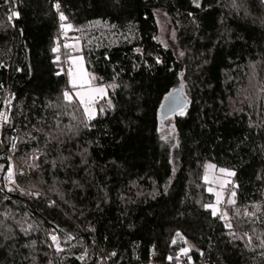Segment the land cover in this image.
<instances>
[{"label":"trees","instance_id":"obj_1","mask_svg":"<svg viewBox=\"0 0 264 264\" xmlns=\"http://www.w3.org/2000/svg\"><path fill=\"white\" fill-rule=\"evenodd\" d=\"M61 13L107 91L90 121ZM6 86L0 264H264V0H0ZM206 163L234 173L221 222Z\"/></svg>","mask_w":264,"mask_h":264},{"label":"rangeland","instance_id":"obj_2","mask_svg":"<svg viewBox=\"0 0 264 264\" xmlns=\"http://www.w3.org/2000/svg\"><path fill=\"white\" fill-rule=\"evenodd\" d=\"M69 30L70 28H68L65 31L68 32ZM66 49L68 51V55L66 57V65H65L66 68L63 69L66 71L68 84L71 88V91L68 92L69 95L72 97L71 102L76 103L79 106V108L84 112L86 118L88 119V116L86 115L84 110V106L80 103L79 97L77 96V93H87V95L85 96L86 99H88V96H91L94 99V103H91L89 105L92 109L93 119H94L96 116V111L98 109L96 107V104L97 106H102L101 103H99L100 101H103V104H106L108 102L107 91L104 87L99 86L98 80L94 75V73L86 69L83 56L81 55V47L79 42L77 43L75 41H71L69 45L66 46ZM73 84H75L76 87H73ZM96 88H103L104 89L103 93L92 91L93 89ZM165 120L167 122L166 123L167 125L172 122L171 117H167ZM168 136L169 133L166 131L165 135L162 136V139L166 140ZM229 172L230 171L228 170H224L222 172L221 169L216 168L211 163H206L204 166L202 179L203 182L208 185V191L211 188V191H209L213 195V201L211 205L215 206L217 209L216 217L218 216L221 217L223 215L220 207L223 204H229L228 201L229 200L233 201L234 198L233 192H229L228 195H225V193H227L228 187L233 185L231 180L232 175H228ZM217 194H219V200H220L219 204H217ZM209 209L211 210V208ZM219 228L221 229L222 227L218 226V229ZM189 248L190 246L186 247V249Z\"/></svg>","mask_w":264,"mask_h":264},{"label":"bare ground","instance_id":"obj_3","mask_svg":"<svg viewBox=\"0 0 264 264\" xmlns=\"http://www.w3.org/2000/svg\"><path fill=\"white\" fill-rule=\"evenodd\" d=\"M63 22L59 19L58 20V24H57V38H56V53H57V56H56V58H57V60H59L60 61V63H61V66H62V68H66L65 67V65H66V57H67V55H68V51H67V49H66V46H68L69 45V43L71 42V41H75V40H73L72 38H70L69 36H68V33H67V31H65L64 30V28H62L61 27V24H62ZM75 42H77L78 43V41H75ZM66 45V46H65ZM6 91V93L8 94V95H10V91L8 90V87L6 86V87H4V89H3V91H2V93H1V95L4 93ZM11 96V95H10ZM7 119L4 121V123H2L1 125H0V149H2L3 150V152H5V155L7 156V158H8V160H9V162H10V164H14V160H13V158H12V155H11V151L10 150H6L5 148H4V144H3V138H4V136H3V129H4V127H5V125H6V122H7V120H8V116L6 117ZM9 171H11V168L9 167V169L6 171V179H7V181L8 182H10V183H12L13 182V179H12V176H11V180L9 179ZM22 172H24V173H26L24 170H21ZM233 185H231V186H229L228 187V189H227V193H225V195H228V193L229 192H233ZM224 205L225 204H223L220 208H221V212H222V214H224L223 213V207H224ZM219 217V216H218ZM223 219L221 218V217H219V219H218V222H221ZM218 226L219 227H221V225H220V223L217 225V228H218ZM50 236V238H51V235H49ZM52 240V239H51Z\"/></svg>","mask_w":264,"mask_h":264},{"label":"snow or ice","instance_id":"obj_4","mask_svg":"<svg viewBox=\"0 0 264 264\" xmlns=\"http://www.w3.org/2000/svg\"><path fill=\"white\" fill-rule=\"evenodd\" d=\"M56 7L59 8V4H57ZM13 15H16V13L13 12ZM59 18H60L61 21H65V20H66V17L64 16L63 13L60 14V17H59ZM9 19H11V17H9ZM61 27L64 28L65 30H67L68 28H71V25H65V24L62 23V24H61ZM53 51H56V49H53ZM157 62H159V61H157ZM73 87H76V85L73 84ZM181 87H182V86H181ZM92 91H94V92H98V93H103L104 89H103V88H96V89H93ZM86 95H87V93H77V96L79 97L80 103L84 106V110H85L86 115L88 116V119L91 120V119H93V112H92V109H91V107H90L89 105H90L91 103H94V99H93L91 96H88V99H86V98H85ZM169 95H171V93H170ZM64 98H65L66 100H68L69 102L72 101V97L69 95L68 92H65V93H64ZM101 111H103V110L101 109ZM0 117L4 118L5 120L7 119L6 116H4L3 113H0ZM221 171L223 172L224 170L221 169ZM233 174H234V173H231V172L228 173V175H233ZM9 179L11 180V171H9ZM209 191H211V188L209 189ZM219 203H220V200H219V194H217V204H219ZM228 203H229V204H232V203H234V201L229 200ZM205 207H206V208H211V210H212V215H213V216H216V215H217V209H216L215 206H212V205H206ZM245 214H246V215H251L250 213H245ZM226 216H227V213H224V214L221 216V218H222V219H226ZM226 226L229 227V228L231 227L230 224H227ZM177 235L179 236L180 234L177 233ZM51 239L53 240L54 243L57 241V237H55V236H52ZM262 246H264V241H262ZM57 250H58V251L61 250V249L59 248V244H58V243H57ZM183 251H184L185 253H187L188 249H183Z\"/></svg>","mask_w":264,"mask_h":264},{"label":"built area","instance_id":"obj_5","mask_svg":"<svg viewBox=\"0 0 264 264\" xmlns=\"http://www.w3.org/2000/svg\"><path fill=\"white\" fill-rule=\"evenodd\" d=\"M12 99L11 96L6 93V91L0 95V113H3L4 116H8L9 108L11 106ZM5 119L0 117V125L4 123Z\"/></svg>","mask_w":264,"mask_h":264}]
</instances>
